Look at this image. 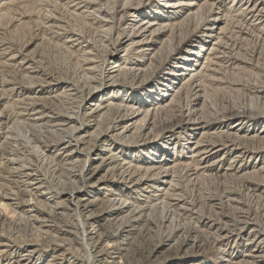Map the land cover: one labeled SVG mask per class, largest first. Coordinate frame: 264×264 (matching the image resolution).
Segmentation results:
<instances>
[{"label":"bare ground","instance_id":"bare-ground-1","mask_svg":"<svg viewBox=\"0 0 264 264\" xmlns=\"http://www.w3.org/2000/svg\"><path fill=\"white\" fill-rule=\"evenodd\" d=\"M82 1L84 6L75 5L71 14L112 32L109 0ZM122 1L126 3L115 10L120 19L127 14L128 23L103 62L93 48H79L81 36L60 45L66 57L74 56L84 67L80 93L66 87L60 94L52 92L56 81L32 63L18 65L23 72L16 80L0 76V225L24 235L0 230V264H81L82 249L97 264H129L134 234L149 224L148 211L160 203V196L145 201L143 195L175 191L171 177L177 169L194 178H249L245 187L261 201L264 215V89L256 96L260 111L238 107L218 114L206 89L209 84L219 89L229 84L223 76L209 75L203 87L199 79L204 70L212 71L213 59L201 66L198 58L207 59L225 30L214 12V0H157L154 15L138 12L142 0ZM261 4L245 10L263 14L264 1ZM181 10L187 13L182 22L171 18ZM188 19L198 21L187 38L179 31L191 23ZM127 56L132 58L129 66L123 63ZM159 67L162 75L155 78ZM17 83L25 90L16 88ZM182 89L193 91L192 98L174 123L156 131L157 114L176 102ZM63 95L78 99L76 106L57 112L47 107ZM248 143L257 144L249 148ZM227 201L237 204L234 196ZM236 221H225L220 236L212 233L218 239L209 248L216 251L207 262L205 248L185 238L176 249L178 255L160 257L159 250H170L185 229L163 217L167 239L154 247L152 256H159L151 263L264 264V223L250 214ZM229 235L236 237L234 250L220 246Z\"/></svg>","mask_w":264,"mask_h":264},{"label":"rangeland","instance_id":"rangeland-1","mask_svg":"<svg viewBox=\"0 0 264 264\" xmlns=\"http://www.w3.org/2000/svg\"><path fill=\"white\" fill-rule=\"evenodd\" d=\"M106 1L102 0V3H106ZM239 1L214 0V12L218 13V17L223 19L225 30L223 34H219L221 42L219 41L217 46L213 47V51L205 57L207 59L198 58L201 66L204 62L206 66L209 59H213L212 63L216 64H212L211 72L208 73L204 70L201 74L199 79L203 87H206L209 83L208 81L211 80L208 77L209 75L223 76L229 84L223 89L216 88L217 84L213 86L209 84L206 89L212 109L218 114L228 113L235 109L239 110V108V111L247 110L249 107L260 111L262 108L257 104L256 96L261 89H264V13L253 12L250 14L251 12L245 9L252 8L254 5L262 6L260 3L264 0H249L248 4V0ZM123 3H126V1L109 0L107 9L108 23L112 28V32H105L98 25L92 26L84 23L81 19L78 20L71 14V8H74L75 5H77L76 9L84 6V1L82 0H0V76L6 75L8 77L6 80H12V78L16 80L23 72V70L18 69V65L21 62L32 63L39 68V71L44 72L43 74L50 76V79L56 81V83H51L54 85V87L50 88L52 92L55 91L56 94H60L63 87L79 92L82 86L80 77L84 67L74 56H72L73 59L66 57V52L62 50L60 45L68 40L67 38L75 35L81 36L83 43H81L79 48L85 46L93 48V55H96L99 63L103 62L105 53L116 44L119 30L128 23L127 14L120 19V16L116 13L119 6ZM142 3L143 5L138 12L143 13V11L147 10L148 15L157 14V0H142ZM116 6H118L117 10H115ZM166 12L168 15L170 12L172 13L169 10ZM186 14L184 10H181L171 18L178 19L180 17L177 21L180 20L182 22ZM187 21H191L192 24L187 23L182 26L179 32L180 35L188 38L198 20L188 19ZM196 35L200 36V34ZM121 38H124V36H121ZM3 50L6 51L3 53L1 52ZM166 53L167 50L165 49L160 56L163 57ZM172 58L170 57L169 60L172 61ZM9 59H12V61H8ZM131 59V57L127 56V60L123 63L129 66ZM162 71V68L159 67L155 71L154 77H160ZM1 77L0 83L2 81ZM58 80L61 81L57 82ZM8 83L13 84L14 82L9 81ZM233 84L237 86H231ZM15 87H21L19 89L21 92L25 90L18 83L17 85L15 84ZM31 90L36 92L42 89L33 88ZM192 96L193 91L182 89L179 98L170 106L171 108L168 107L157 114L154 122L155 130L157 131L165 125L174 123L180 116L179 111L181 108H185L187 101ZM102 97L104 98V96ZM77 101L78 99H75L74 96L63 95L57 101H50V105L47 104V107L56 112L57 110L64 111L75 107L78 103ZM256 144L251 146H256ZM251 146L250 143L247 144V147L250 148ZM181 148H178V151H181ZM183 155H187L185 150ZM51 172H53V167L50 165V177ZM190 175L191 173L177 169L171 177L175 191L161 195L162 193L156 194L152 190V193L147 191L148 193L143 195L142 199H145V201L153 200L155 195L160 196V203L156 208L150 210V212L148 211L149 224L144 225L139 233L134 234L127 259L129 264H152L153 259L159 256L153 257L152 252L158 242H163L167 239V229L161 226L163 217L173 219V227L181 225L185 229L183 238L172 244L170 250H167V246L165 249L159 250L160 257H170L174 255L173 253L178 255L176 249L182 245V240L185 238L195 241L203 249L205 248L206 253L202 254V256L207 262L212 259L211 257L216 251V247L214 250H210L211 246L209 244L216 242V239H218L212 233L220 236L225 232L222 230L225 221H229V225H231L237 222L236 220L239 216L250 214V216H256L260 224L264 223L261 201L258 202L254 196L248 193L247 187H245V182H248L249 178L241 180L232 177L221 179L217 174H213V177L204 178L198 175L194 178ZM59 179L65 181L63 176ZM228 196H234L237 204L229 203L227 201ZM177 202L179 205H176ZM180 204H183L182 208L179 207ZM0 230L5 235L16 234L21 237L24 236L12 226L4 225L1 228L0 225ZM235 240L236 237L234 235H229L228 238L221 241L220 246L227 244L229 250H234L233 244ZM82 250L79 252L83 259L80 258L81 264H97L87 250Z\"/></svg>","mask_w":264,"mask_h":264}]
</instances>
